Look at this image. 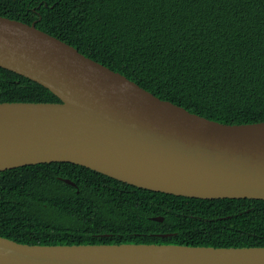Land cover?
Listing matches in <instances>:
<instances>
[{
    "label": "trees",
    "instance_id": "16d2710c",
    "mask_svg": "<svg viewBox=\"0 0 264 264\" xmlns=\"http://www.w3.org/2000/svg\"><path fill=\"white\" fill-rule=\"evenodd\" d=\"M0 16L36 22L192 113L264 122V0H0ZM5 102L60 100L0 68ZM0 236L30 245L264 247V200L174 196L72 163L38 164L0 173Z\"/></svg>",
    "mask_w": 264,
    "mask_h": 264
},
{
    "label": "water",
    "instance_id": "95a60500",
    "mask_svg": "<svg viewBox=\"0 0 264 264\" xmlns=\"http://www.w3.org/2000/svg\"><path fill=\"white\" fill-rule=\"evenodd\" d=\"M0 68L60 100L0 103V173L72 163L153 192L264 200V122L223 124L162 100L36 22L0 16ZM0 264H264V247L30 245L0 236Z\"/></svg>",
    "mask_w": 264,
    "mask_h": 264
}]
</instances>
